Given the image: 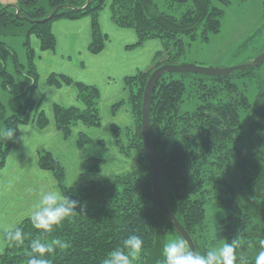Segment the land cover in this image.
I'll list each match as a JSON object with an SVG mask.
<instances>
[{"label":"trees","instance_id":"1","mask_svg":"<svg viewBox=\"0 0 264 264\" xmlns=\"http://www.w3.org/2000/svg\"><path fill=\"white\" fill-rule=\"evenodd\" d=\"M215 0H167L171 13L162 11L156 0H19L17 6L0 3V87L20 100L16 112L8 114L0 100V169L9 153L22 142L20 125L35 121L46 128L49 118L35 99L39 74L34 63L31 36L40 40L42 50L56 48L52 23L57 19L90 16L92 41L89 49L100 53L107 35L102 32L100 12L110 3L112 19L120 27L137 32V47L159 39L163 48L156 52L150 68L140 69L125 78L135 117V125H112L116 144L125 156L128 148L140 156L137 168L87 185H69L65 167L48 150H39V164L51 171L63 195L79 201L76 211L51 232L36 229L28 217L17 227L24 233L22 244L5 238L0 264H27L30 241L39 237L53 246L46 258L50 264H102L104 258L130 235L143 240L132 264H162L163 246L171 227L160 210L153 190L152 171L142 135L144 91L151 73L165 63L177 64L198 35L208 39L221 28L223 10ZM227 5V0H218ZM62 8L50 20H44L56 7ZM19 10V16L16 11ZM25 35L27 63H22L3 36ZM264 48L259 53L263 52ZM12 63L15 71L9 70ZM254 72L258 94L250 99L248 89L236 80ZM17 73L21 76H17ZM178 75H181L178 77ZM190 77V84H187ZM48 83L54 86L74 84L83 106L54 105L57 128L66 138L73 127L83 123L100 127L101 94L98 86L52 73ZM195 107L184 110L186 101ZM124 100L115 104V110ZM3 128V129H2ZM14 129L9 140L2 133ZM128 135L125 142L123 134ZM151 138L161 168V186L170 210L193 237L197 251L206 253L225 239L240 238L238 257L255 264L264 250V64L230 76H210L193 72H167L157 82L151 108ZM92 142V136L80 131L79 148ZM128 145V146H127ZM92 171H100L105 158L90 157ZM219 202L226 211L214 233H210L207 205Z\"/></svg>","mask_w":264,"mask_h":264},{"label":"crops","instance_id":"2","mask_svg":"<svg viewBox=\"0 0 264 264\" xmlns=\"http://www.w3.org/2000/svg\"><path fill=\"white\" fill-rule=\"evenodd\" d=\"M99 20L107 39L104 49L97 54L89 49L92 41L90 16L74 20L66 18L55 20L52 23V30L56 36L54 50H42L40 40L31 36V46L35 51L34 63L39 74L38 88L34 95L50 122L46 128L39 127L35 121L20 125L19 134L22 142L9 153L6 165L0 169V253L5 249L6 229L10 225H19L29 216L37 199V192L45 187L61 192L54 174L40 167L39 150L50 151L62 165L65 159L69 158L67 163L73 166L74 171L71 176L72 187L98 181L88 173L93 171L87 160L93 156L83 154L89 146L99 145L109 149L112 158H105L107 164L110 160H121L118 159L121 153L116 144L112 125H119L118 122L124 115L126 119L128 116H134L128 100L129 90L126 89L125 78L140 69L150 68L156 52L163 48V43L159 39H151L131 48V45L138 41L137 32L132 28L115 24L110 5L101 10ZM60 72L72 76L75 80L98 86L101 94L99 109L102 121L104 120L99 128H88L83 123H78L73 127L69 138L57 128L54 117L56 103L64 106H83L74 84L52 86L48 83V77L52 73ZM121 100H124V104L115 110V104ZM104 123L110 135L109 139L103 138L101 134ZM80 131H86L92 136V142L83 148H79L77 144ZM65 170L69 181L67 167Z\"/></svg>","mask_w":264,"mask_h":264},{"label":"rangeland","instance_id":"3","mask_svg":"<svg viewBox=\"0 0 264 264\" xmlns=\"http://www.w3.org/2000/svg\"><path fill=\"white\" fill-rule=\"evenodd\" d=\"M18 2L19 0H0V3L4 6L17 5ZM156 2L158 3L160 10L171 13L172 9L169 7L167 0H156ZM214 2L223 6L220 31L210 34L208 39H204L202 36L198 35L188 47L186 54L180 58L177 64L195 63L199 65L219 67L236 66L251 61L259 55L260 53L258 54V52L264 48V0H227V3H229L227 5L221 4L218 0H215ZM32 37L35 38L36 36L33 35ZM3 40L14 49L18 59L22 63H27V53L24 45L26 40L25 35H6L3 36ZM8 67L11 72L15 71L12 63H9ZM254 72L255 71L236 80L240 85H243L248 89V95L251 100H254L255 96L258 94V84L253 76ZM17 76H21V74L17 73ZM180 76L181 75H178V77ZM186 82L187 84H190V77H187ZM122 96L123 95H121L120 98H122ZM0 100L7 106L8 114L16 112L21 102L8 90L1 87ZM194 107L195 104L189 100L183 105L184 110H189ZM126 118L125 115L121 117V119L119 118L120 122L118 123L122 128L127 129L129 126L135 125L134 116H128V119ZM106 130L107 128H105L104 123L101 134L103 138L109 139L110 135ZM122 137L125 142L128 141L127 134L124 133ZM128 149L131 153L130 156H125L120 152V158H118L121 159L120 161L110 160L108 164L106 163L107 166L106 164L103 166L101 171L88 173L94 179L102 180V177L104 176L111 177L123 172L134 170L139 166L140 156L136 149ZM83 154L107 159L112 158L110 150L99 145L89 146ZM117 157H119V155ZM68 159L69 158L65 159L63 165L67 167L69 175L68 183L73 185L71 176L74 171H72L73 166L70 163H67ZM68 164H70V167H68ZM225 213L226 211L216 200H212L207 205V219L209 221L210 233L216 231L219 221ZM177 237L183 238L177 231L171 229L168 233V240Z\"/></svg>","mask_w":264,"mask_h":264},{"label":"clouds","instance_id":"4","mask_svg":"<svg viewBox=\"0 0 264 264\" xmlns=\"http://www.w3.org/2000/svg\"><path fill=\"white\" fill-rule=\"evenodd\" d=\"M14 129L2 133L3 137L14 138ZM79 205V201L63 195L53 188H41L37 192V199L32 205L29 218L36 229L51 232L53 228L72 215ZM5 238L10 243L22 244L23 231L10 225L6 229ZM240 244L239 236L231 241L225 239L219 247H215L201 254L193 251L183 238H170L163 246L162 264H245L238 257L237 249ZM143 246V240L138 235H130L123 240L122 246L112 250L102 264H132ZM30 253L27 264H50L47 254L53 252V246L37 237L30 241ZM255 264H264V250H260L255 257Z\"/></svg>","mask_w":264,"mask_h":264},{"label":"water","instance_id":"5","mask_svg":"<svg viewBox=\"0 0 264 264\" xmlns=\"http://www.w3.org/2000/svg\"><path fill=\"white\" fill-rule=\"evenodd\" d=\"M13 6L16 7L17 5ZM62 6L64 5L56 7V9L52 13H50V15H48V17H46L44 20L47 21L53 18V16L62 8ZM16 15L19 16V10L16 11ZM263 64L264 51L247 63L230 67L207 66L195 63H165L158 66L151 73L147 81L144 91L142 108V135L145 152L151 166L153 190L157 199L158 206L166 217L169 225L173 227L175 231H177L183 237V239L186 240V242H188L190 248H192L193 251H197L195 241L189 231L185 228V226L180 222L177 216L168 207L161 186V168L151 138V108L153 102V94L157 82L159 81L161 76L167 72H193L210 76H230L237 70L245 71L248 69L259 67Z\"/></svg>","mask_w":264,"mask_h":264}]
</instances>
